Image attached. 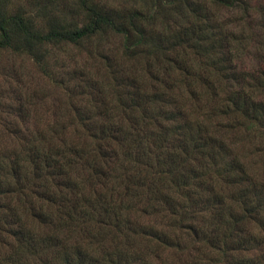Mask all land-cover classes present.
I'll return each mask as SVG.
<instances>
[{"label": "trees", "instance_id": "obj_1", "mask_svg": "<svg viewBox=\"0 0 264 264\" xmlns=\"http://www.w3.org/2000/svg\"><path fill=\"white\" fill-rule=\"evenodd\" d=\"M30 4L0 50L71 101L0 149V264H264V0Z\"/></svg>", "mask_w": 264, "mask_h": 264}, {"label": "rangeland", "instance_id": "obj_2", "mask_svg": "<svg viewBox=\"0 0 264 264\" xmlns=\"http://www.w3.org/2000/svg\"><path fill=\"white\" fill-rule=\"evenodd\" d=\"M31 1L17 0V3L31 8ZM51 1L60 7L75 0ZM53 52L64 61L72 55L77 59L85 56L84 48L74 46H63ZM70 67L69 63L67 68ZM55 71L52 60L48 63V78L29 56L10 49L0 50V149L13 146L16 137H22L26 131L51 123L61 114L60 101L70 104V98L63 96L64 86L70 85V79L65 75V82H55Z\"/></svg>", "mask_w": 264, "mask_h": 264}]
</instances>
